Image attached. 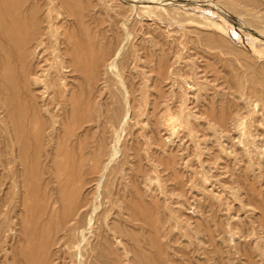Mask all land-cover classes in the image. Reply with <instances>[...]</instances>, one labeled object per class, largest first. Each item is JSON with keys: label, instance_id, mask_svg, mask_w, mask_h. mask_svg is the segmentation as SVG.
Returning a JSON list of instances; mask_svg holds the SVG:
<instances>
[{"label": "rangeland", "instance_id": "rangeland-1", "mask_svg": "<svg viewBox=\"0 0 264 264\" xmlns=\"http://www.w3.org/2000/svg\"><path fill=\"white\" fill-rule=\"evenodd\" d=\"M21 1L51 33L0 109V264H264V0Z\"/></svg>", "mask_w": 264, "mask_h": 264}, {"label": "bare ground", "instance_id": "bare-ground-1", "mask_svg": "<svg viewBox=\"0 0 264 264\" xmlns=\"http://www.w3.org/2000/svg\"><path fill=\"white\" fill-rule=\"evenodd\" d=\"M105 1V0H104ZM103 1V2H104ZM117 2V0H116ZM23 1L21 0H0V109H3L4 112H9V110H12V111H16L17 110V106L14 104V103H9V98L13 96V98H15V94L17 93V86L19 85V88H23L24 90H29V87H31L32 85H37V83H39L40 81L38 80V74L39 72L41 71V73L44 72L43 70V67L42 66H38L37 67V70L35 71H32V68L31 67V70H30V76L31 77H28V73H29V67H30V61L33 59V58H36V57H39L40 53H41V50L42 49H39L38 50V47H41L42 45H44L43 41H45L47 39V36H48V33L50 34L51 33V27L49 25V17L47 16H44L43 18H38L36 17L37 15V10H32L30 11L28 14H24L26 17V20H23L22 18V5H23ZM108 4V3H107ZM110 4V2H109ZM212 4V3H211ZM100 5V4H99ZM111 5V4H110ZM109 5V6H110ZM108 6V7H109ZM56 7V6H55ZM103 7V6H102ZM111 8V7H110ZM26 9V8H25ZM30 9V7H29ZM15 11L16 14H12V11ZM107 10V9H106ZM62 13V12H61ZM52 14V13H51ZM50 14V15H51ZM9 15H14L18 18H15L12 22V26L10 28H7L4 26V20L7 16ZM27 15H30V17L28 18ZM42 16V15H41ZM52 18V17H51ZM50 18V19H51ZM23 20V21H22ZM30 22H31V25L34 27V30L32 32H28L27 33V29L28 27L30 26ZM40 24L42 25H47V29H44V28H41L40 27ZM23 31L25 32L23 34ZM128 31V30H127ZM23 36V37H22ZM169 36V35H168ZM126 39V38H125ZM38 41H41V43H37V47L32 51H31V46L32 44H35L36 42ZM9 42H12L11 46L8 45ZM131 56V55H130ZM127 58H128V55H127ZM126 58L125 61H128ZM131 58V57H130ZM138 58V57H137ZM16 60V61H19L20 63V69H19V72L18 73H14L13 71V68H12V63L13 61ZM116 60V59H114ZM124 60V59H123ZM132 60V59H130ZM34 61H36L34 59ZM122 61V60H121ZM120 61V62H121ZM125 61H124V64H125ZM113 62V61H112ZM115 62V61H114ZM113 62V63H114ZM117 62V61H116ZM119 63V62H117ZM123 63V62H122ZM128 63V62H127ZM126 63V65H127ZM115 66V64H112ZM117 65V64H116ZM111 66V65H110ZM116 68V67H114ZM111 69V68H110ZM108 71V70H107ZM11 72L13 73V75H11ZM116 77V76H114ZM119 78H115V80H118ZM119 81V80H118ZM108 82V81H107ZM58 83V82H57ZM54 84V82H53ZM59 84V83H58ZM56 85V84H55ZM53 86V85H52ZM51 86V87H52ZM57 86V85H56ZM55 86V87H56ZM54 87V86H53ZM126 87V86H125ZM122 88V87H121ZM125 89V88H124ZM56 91V90H55ZM129 92V91H127ZM243 93V92H242ZM128 94V93H127ZM246 95V93H245ZM244 95V96H245ZM129 96V95H128ZM243 96V95H242ZM250 96H253V95H250ZM249 97V95L247 94V98ZM145 98V97H144ZM244 97H242L243 99ZM255 98V97H254ZM129 99V97H128ZM126 99V100H128ZM246 98H244L245 100ZM243 100V102H245ZM130 101V99H129ZM51 102V101H50ZM50 102L48 103H45V104H50ZM127 102V101H126ZM253 102V101H252ZM261 102V101H260ZM237 102L234 103V105L236 104ZM240 103V102H239ZM254 103V102H253ZM257 101H256V105H257ZM53 104H54V101H53ZM130 104V102H129ZM249 104V103H248ZM255 104V103H254ZM238 104L235 105V108ZM242 107H241V106ZM240 109L243 110L242 108L243 105L240 103ZM258 107V105H257ZM260 107V105H259ZM47 108H50V107H47ZM102 108V107H101ZM126 108V107H125ZM145 108V107H144ZM234 108V109H235ZM254 108V107H253ZM132 110V108H130ZM129 109V111H130ZM233 109V110H234ZM237 109V108H236ZM261 109V108H260ZM259 109V110H260ZM126 110V109H125ZM124 110V111H125ZM240 110V111H241ZM232 111V110H231ZM238 111V110H237ZM239 111V112H240ZM258 111V110H257ZM3 112V111H2ZM155 112V111H154ZM233 112V111H232ZM236 112V110L234 111ZM238 112V113H239ZM246 112V111H245ZM243 112V113H245ZM254 112V110H253ZM259 112V111H258ZM113 113V112H112ZM118 112H116L117 114ZM121 113V112H120ZM237 113V114H238ZM261 114V112H259ZM3 114V113H2ZM1 114V115H2ZM127 114H129V112L127 111ZM263 114V113H262ZM111 115V114H110ZM113 115V114H112ZM111 115V116H112ZM131 115V114H130ZM215 115V114H214ZM221 115V114H220ZM120 116V114H119ZM122 116V115H121ZM218 116V115H217ZM227 117H229L228 115H226ZM234 116V119H235V115ZM101 117V116H100ZM124 117V116H123ZM126 117V116H125ZM256 117V115H255ZM113 118V116H112ZM115 118V117H114ZM113 118V119H114ZM122 118V117H121ZM120 118V119H121ZM119 119V120H120ZM126 119V118H125ZM257 119V118H256ZM255 119V120H256ZM2 120V119H1ZM102 120V119H101ZM212 120V119H211ZM235 120H238V119H235ZM235 120H232L233 123ZM240 120V119H239ZM252 120V119H251ZM251 120L249 122H251ZM254 120V121H255ZM114 121V124H115V120H112ZM122 121V120H121ZM170 121V120H169ZM242 122V120H240ZM253 121V122H254ZM2 123H4V121H0ZM125 122V121H124ZM224 122V121H223ZM239 122V121H238ZM257 122V121H256ZM259 122V121H258ZM102 123V122H101ZM100 123V124H101ZM121 123V122H120ZM252 123V122H251ZM243 124V123H242ZM242 124H238V125H241ZM102 125V124H101ZM166 125H169V124H166ZM256 125V124H255ZM261 125V124H260ZM115 126V125H114ZM234 126V125H232ZM237 126V125H236ZM257 126V125H256ZM262 126V125H261ZM254 127V126H253ZM239 128V126L237 127ZM256 128V127H255ZM235 129V128H234ZM233 129V130H234ZM250 129V127H249ZM254 129V128H253ZM258 129V128H257ZM261 129H263V127H261ZM238 130V129H237ZM243 130V129H242ZM251 130V129H250ZM252 131V130H251ZM257 131V130H256ZM255 131V132H256ZM253 132V133H255ZM262 132V131H261ZM251 134V133H249ZM264 134V133H263ZM242 135V134H240ZM254 137L255 134H253ZM252 135V136H253ZM244 136V135H243ZM258 136L260 137L259 133H258ZM247 137V136H246ZM251 137V136H250ZM258 138V137H257ZM241 139V138H240ZM249 139V138H248ZM250 140V139H249ZM253 140V139H252ZM256 140V139H255ZM262 140V139H260ZM254 141V140H253ZM255 142V141H254ZM258 142V141H257ZM243 143V142H242ZM248 143V142H247ZM246 145V144H245ZM112 152V151H111ZM247 152V151H246ZM114 151L112 152V155H113ZM249 153V152H248ZM110 154V153H109ZM237 155V154H236ZM15 156V155H14ZM111 156V154H110ZM16 157V156H15ZM112 157V156H111ZM110 157V158H111ZM244 157V156H242ZM12 158V157H11ZM8 159V158H6ZM15 159V158H14ZM240 159V158H239ZM112 160V159H111ZM12 161V159H11ZM14 161V160H13ZM5 162V161H4ZM15 162V161H14ZM242 162V161H241ZM247 162V161H245ZM256 163V162H255ZM15 164V163H14ZM108 167V166H107ZM256 170V169H255ZM258 170V169H257ZM101 185V184H100ZM110 185V184H109ZM100 187V186H98ZM106 189V188H105ZM101 195V194H100ZM95 203V202H94ZM93 203V204H94ZM92 204V206H93ZM95 208V207H94ZM12 211V209H11ZM93 214H95V212L93 211ZM9 215V214H8ZM7 217H10L8 216ZM82 215V214H81ZM93 218V217H92ZM4 219V218H3ZM9 220V218H8ZM6 219L5 222L8 221ZM80 220V219H78ZM92 220V219H91ZM10 221V220H9ZM79 222V221H78ZM14 223V222H12ZM6 224V223H5ZM77 224V223H76ZM7 225V224H6ZM75 226V225H74ZM78 227V226H77ZM77 227L76 229H74V232L75 231H78L77 230ZM72 229V228H71ZM72 229V230H73ZM10 230V229H9ZM72 232V231H71ZM69 233V232H68ZM67 236L69 235H72V234H66ZM70 238V237H69ZM74 239V238H73ZM72 240V239H71ZM73 242V240L71 241ZM69 241V243H71ZM68 244V242H67ZM73 244V243H71ZM71 244L69 245L71 247ZM75 248V246H74ZM73 249V247H72ZM71 254V253H70ZM73 255V254H72Z\"/></svg>", "mask_w": 264, "mask_h": 264}]
</instances>
